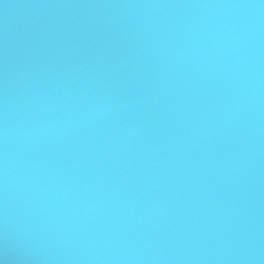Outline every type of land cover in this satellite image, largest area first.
<instances>
[{
  "label": "water",
  "instance_id": "95a60500",
  "mask_svg": "<svg viewBox=\"0 0 264 264\" xmlns=\"http://www.w3.org/2000/svg\"><path fill=\"white\" fill-rule=\"evenodd\" d=\"M0 264H264V0H0Z\"/></svg>",
  "mask_w": 264,
  "mask_h": 264
}]
</instances>
